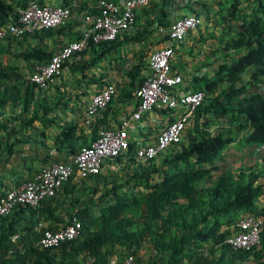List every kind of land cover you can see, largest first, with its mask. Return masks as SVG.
Returning a JSON list of instances; mask_svg holds the SVG:
<instances>
[{
	"label": "trees",
	"instance_id": "16d2710c",
	"mask_svg": "<svg viewBox=\"0 0 264 264\" xmlns=\"http://www.w3.org/2000/svg\"><path fill=\"white\" fill-rule=\"evenodd\" d=\"M71 1L61 0L60 4L70 7ZM76 2L79 16L84 11L96 15L89 4ZM31 3L43 5L44 0H0V25L17 24L19 11ZM179 4L191 7L188 2ZM189 10L203 16L208 30L204 36L193 38L196 44L190 43L187 52L192 58L191 68L197 64L200 70L177 73L174 58L170 65L184 77L181 93L202 91L205 98L182 140L145 163L137 160V145L129 141L127 151L113 159L120 163L122 177L106 180L110 177L100 172L88 178H100V192L104 193L100 200H107V206L93 212L92 208L97 207L91 199L79 208L73 214L81 223L78 237L57 249H33V256L23 258L17 254L16 241L28 231L20 225L17 229L11 216L24 210L35 211L16 207L13 214L0 220L8 222L0 230V264H81L80 260L88 256L95 258V264H108L110 260L120 263L128 257L133 258V264H156L155 254L167 257L160 264H239L253 250L264 246V225L259 245L250 252L231 251L223 245L237 232L236 224L242 217L252 215L264 222V205L260 206L264 201V0H215L200 4L197 12ZM177 18L169 20V12L163 7L144 8L135 29L111 42H90L85 51L64 61L60 75L50 78L45 88L30 82L29 77L37 66L48 64L69 43L63 42L68 37L64 33L68 27L62 25L20 37L6 35L0 40V108L19 110L17 120L33 124L52 108H68V99L77 104L110 84L117 98L133 99L132 93L148 75L151 47L156 50L170 43L168 30ZM130 45L141 47L133 53L131 62L127 56ZM194 53L198 58L192 56ZM22 62L29 71L23 80L22 64L19 65ZM51 91L58 95L52 106L47 96ZM115 98L87 126L94 139L101 131L116 128L102 120ZM38 109L42 110L41 116ZM78 112L76 118L57 122L54 116L50 120L61 129L58 142L70 150L73 158L79 151L74 142L80 139L78 133H82L86 120L85 111ZM160 112L173 114L170 109ZM149 130L147 137L153 133L156 139L157 128ZM231 146L241 153L245 148L248 153L243 154L255 161L233 169L224 158ZM71 180L63 187L73 195Z\"/></svg>",
	"mask_w": 264,
	"mask_h": 264
},
{
	"label": "built area",
	"instance_id": "2783aa9c",
	"mask_svg": "<svg viewBox=\"0 0 264 264\" xmlns=\"http://www.w3.org/2000/svg\"><path fill=\"white\" fill-rule=\"evenodd\" d=\"M150 1L152 0H120L118 5L101 2L97 16H85V22L92 27L83 32L81 40L63 47L50 58L48 64L37 66L29 77L30 82L40 88H45L50 78L60 74L64 61L85 50L89 40L94 43L114 40L119 32L127 30L133 23L135 11ZM70 17L69 8L31 3L19 11L17 24L0 25V40L8 34L20 37L36 31L55 28L67 22ZM199 24L200 19L197 16L177 20L169 30L172 45L182 43L188 32L196 29ZM172 58V46L159 49L151 55L148 60L150 75L134 94L137 107L127 118L121 120L117 129L101 131L89 146L79 149L71 162H54L40 170L19 188L0 195V220L10 215L19 206L32 210L37 209L43 201L55 197L64 184L73 177L86 180L98 175L106 160L118 157L129 148L127 130L131 123L141 120L144 115L154 110H176V120L161 128L152 144L136 149L137 160L141 163L148 162L170 145L179 143L185 127L203 102L205 94L201 91L180 92L179 87L183 84L184 77L173 71L170 65ZM114 94V86L108 85L92 97L85 109L86 126L90 125L95 117L105 109ZM261 227L262 221L251 216L244 217L237 224L239 229L237 234L225 240L223 245L228 246L232 251H250L259 244ZM80 230L81 223L75 218L59 230L45 228L42 221L35 226V231L40 234L38 246L42 250L57 249L73 241L78 237ZM108 264H133V258L128 257L120 263L110 260Z\"/></svg>",
	"mask_w": 264,
	"mask_h": 264
},
{
	"label": "crops",
	"instance_id": "0c3cea01",
	"mask_svg": "<svg viewBox=\"0 0 264 264\" xmlns=\"http://www.w3.org/2000/svg\"><path fill=\"white\" fill-rule=\"evenodd\" d=\"M79 1L89 4L92 7V10L95 11L93 8L100 0H97L96 2L95 0H93V2L89 0ZM60 3L61 0H44V4L52 6H61ZM75 3H77L76 0H73L69 5L73 9H71L72 12L74 11L75 13L71 20L64 24L65 27H68V29L64 31V33L68 35V37L63 38L64 43L77 40L80 37L81 31L84 29V24L80 20L81 15L79 16L76 13L78 6L76 7ZM24 64V62L19 64L22 66V80L26 79L29 75V71L27 70L28 67ZM196 70L195 67L190 68V71ZM198 72L196 75L199 74ZM56 95L57 93L53 91L47 95L48 100L51 101L50 106L56 102ZM116 97H118V95ZM90 99L91 97H86L77 104L74 99H68V101L70 100L68 108H59V106L57 108H52L47 112L46 117H42L39 122L35 120L33 124L22 123L17 120L16 116L19 110H14L8 107L3 111L2 108H0V195L7 191L19 188L24 182L31 180L40 170L54 162L69 163L72 161L73 156L70 153V150L65 146H61L60 142H58L57 138L61 133V129H59L57 125L51 124L50 120L54 116L55 119L58 117L57 122L78 117L76 114L80 113L78 112L79 110L84 112ZM117 104L118 107H115V109H108L105 111L104 117L102 118L105 124L109 125L108 127L117 128L119 122L136 108V100L134 97L133 99H120V101H117ZM125 107H127L126 110L124 109ZM74 112L75 114H72ZM41 115L42 110L40 109L39 116ZM149 117L150 120L146 117L143 120L134 121L128 129V131L136 134V139H133L128 132L130 141L135 142L137 146H146L154 141L153 133L150 137H147V135L150 134L149 129L153 126L151 121L152 117ZM81 132L82 133H78L80 139H77L74 142L77 149L91 144L94 140L92 130H89L86 125L81 128ZM226 160L230 163V159ZM125 162L126 161H124L123 164ZM252 162L253 159L247 165H250ZM231 166L236 170V162ZM120 167V163L114 160H109L102 166L101 173L110 177L106 178V180L122 177L123 174H120ZM69 183L74 186L72 192L74 193L73 195L69 192L70 189L68 187H62L55 197L45 200L41 203L38 209L33 210L35 211L34 213H31L29 210H24V212L19 215L14 214L11 216V220L16 221L18 225L16 226L17 229H19L20 225L21 228H26L28 231L26 233L22 232L21 238L16 241L17 254H19L21 258H23L24 255L27 257L33 256L30 251L33 249H40L38 246L40 234L35 231V226L39 221L44 222L45 228L47 229L59 230L69 224L74 217L73 214L79 208H84L82 206L89 204L91 199L97 207L96 209L92 208L93 212L100 209V207L107 206V200H100V197L104 194L100 192V189H103V185L100 183V178L97 180L94 178L82 180L78 177H73ZM93 189H95V192H92ZM79 203L80 205H78ZM260 204V206H263L264 201ZM7 226L8 222H1L0 230L2 227L6 228ZM210 244L211 243H208V247ZM207 254L208 252H206L205 255ZM155 255H158L156 264L164 263L167 258L160 256L161 254ZM155 255L154 252H152V258L155 257ZM145 260H147V258ZM80 262L81 264H95V258L93 256H88L83 258V261L80 260ZM239 264H264V246L253 250L247 260Z\"/></svg>",
	"mask_w": 264,
	"mask_h": 264
},
{
	"label": "rangeland",
	"instance_id": "374dc122",
	"mask_svg": "<svg viewBox=\"0 0 264 264\" xmlns=\"http://www.w3.org/2000/svg\"><path fill=\"white\" fill-rule=\"evenodd\" d=\"M161 0H158L157 3L155 2L156 4V7L158 9L160 8H164L165 10H167V12H169V20H173V18H176V17H181V16H187V15H190L191 14V11L189 10V7L188 9L185 7V8H179V9H174V12L173 13V10L172 8H174V4L170 1V0H164V2L162 3V1L160 2ZM193 9H196L198 10V7L196 6H191ZM200 17L202 18L203 20V16L200 14ZM212 28V27H211ZM201 31V33H200ZM208 32L207 30V25L206 23L202 22V25L200 26V30H194L193 33H190L187 35L186 37V40H185V43L182 47H180L179 49H177L176 53H175V56H174V60H173V66L175 68V72L177 73H183V74H188L191 66H190V59H192L190 57L189 54H187V52H189L190 50V47H189V44L192 43V44H196V42L194 41L193 42V38L194 37H202L204 36L206 33ZM213 35L210 36V38L212 37ZM206 37V36H205ZM209 38V37H208ZM204 39V37H203ZM131 46V45H130ZM128 48V58L130 59V62L131 60H133V53L135 51H138L139 46H131ZM200 47H202V44L200 45ZM156 47L152 46L151 49H150V53L155 49ZM192 56L194 58H198L197 54L194 53L192 54ZM188 62V63H187ZM187 63V66H185V64ZM199 65L195 64V68L200 70ZM201 70H206V69H201ZM183 87V86H182ZM120 101L119 98H115V101H113L110 109L113 110L115 109V107H118V104L116 103V101ZM132 106V105H130ZM127 107H125L124 109L126 110ZM163 119V121L166 119V116H163V115H160ZM130 133V136L133 138V139H136V134L134 132H131V131H128ZM135 141V140H134ZM241 151L243 153H248L246 151L245 148H242ZM243 153H241L240 151H238V149L236 147H229L226 152H225V156L224 158L225 159H230V163L229 164H233L234 162H236V165L237 167H242V166H245L246 164H249L250 161L253 159V162L255 161L254 157H249L248 155H244ZM238 159V160H237Z\"/></svg>",
	"mask_w": 264,
	"mask_h": 264
},
{
	"label": "clouds",
	"instance_id": "9594fccd",
	"mask_svg": "<svg viewBox=\"0 0 264 264\" xmlns=\"http://www.w3.org/2000/svg\"><path fill=\"white\" fill-rule=\"evenodd\" d=\"M110 2V3H114V4H119V2H120V0H115V1H112V0H101V1H98V3H97V5L94 7L96 10L94 11L95 13H96V15L95 16H97L98 14H99V10H98V6L100 5V3L101 2ZM157 1L158 0H152V1H150L147 5H145V6H142V7H140L139 9H137L136 11H135V18H134V21H133V23L130 25V27L127 29V30H124V31H121V32H119L117 35H116V37H115V39L120 35V34H122V33H124V32H127V31H130V30H133V29H135V24H136V22H137V17L140 15V12L144 9V8H147V7H150L151 5H155L156 6V4H155V2L157 3ZM162 1V0H161ZM160 1V2H161ZM174 1H176L175 3H173L174 4V8H172V10H173V13H175L174 12V9H179L180 7H182L181 6V4H179V3H182V2H188L189 3V5L190 6H196V7H198V9L200 8V4H202V3H204V2H208V1H215V0H196V1H194V0H174ZM178 4V7H176V5ZM43 5H48V6H51V7H61V8H69L70 9V15H71V17H70V19L69 20H71V18L73 17L72 16V8L71 7H62V6H52V5H49V4H43ZM40 6H42V5H40ZM189 8H192V7H189ZM196 12H197V10L196 9H194ZM91 12H89V11H84V13L81 15V22H83V24H84V29L81 31V33H80V38L79 39H77V40H74V41H71V42H69L68 44H70V43H72V42H76V41H80L81 40V38H82V36H83V32L86 30V29H88L89 27H92L90 24H88V23H86L85 22V16L86 15H90V16H92L91 14H90ZM95 16H92V17H95ZM188 16H197L199 19H200V24L198 25V27H200L201 25H202V18L200 17V16H198V15H195V14H190V15H187V16H181V17H178L174 22H172V25L177 21V20H179V19H181V18H183V17H188ZM68 20V21H69ZM67 21V22H68ZM67 22H65L64 24H66ZM64 24H62V25H64ZM62 25H60V26H62ZM171 25V26H172ZM2 26V25H1ZM60 26H58V27H60ZM171 26H170V28H171ZM197 27V28H198ZM55 28H57V27H55ZM170 28H169V30H170ZM197 28L196 29H194V30H197ZM52 29V28H51ZM169 30H168V35H169ZM194 30H191V31H189L188 32V34L190 33V32H193ZM41 31V30H40ZM37 32V31H36ZM161 33V32H160ZM187 34V35H188ZM187 37V36H186ZM114 39V40H115ZM169 39H170V37H169ZM3 40V39H2ZM114 40H112V41H114ZM185 40H186V38H185ZM185 40L182 42V43H180V44H178V45H176V46H173L172 45V43H171V40H169L170 41V43L168 44V45H166V47H169V46H172L173 47V58H174V50L176 49V48H178V47H180V46H182L183 45V43H185ZM90 42H92L93 44H100V43H103V42H100V43H94L92 40H89V42L87 43V46H88V44L90 43ZM105 42H111V41H105ZM67 44V45H68ZM67 45H65V46H67ZM64 46V47H65ZM87 46H86V49H87ZM163 48H165V47H163ZM62 49H63V47H62ZM61 49V50H62ZM85 49V50H86ZM160 49H162V48H160ZM85 50H83V51H85ZM157 50H159V49H156V50H153L152 52H151V55L155 52V51H157ZM82 52V51H81ZM79 53V52H78ZM75 55V54H74ZM73 55V56H74ZM151 55H150V57H151ZM150 57H148V59H147V67H148V70H149V72H148V75L146 74V78H148L149 77V75H150V69H149V64H148V60H149V58ZM172 58V59H173ZM61 73V72H60ZM177 74V73H176ZM32 75V74H31ZM30 75V76H31ZM60 75V74H59ZM58 75V76H59ZM54 77H57V76H54ZM145 78V79H146ZM110 85H113V84H110ZM108 86V85H107ZM114 86V85H113ZM105 88V87H104ZM103 88V89H104ZM103 89H101V90H103ZM100 90V91H101ZM198 92V91H197ZM202 92V91H201ZM99 93V92H98ZM204 93V92H203ZM97 94V93H96ZM95 94V95H96ZM134 94H135V92L133 93V97H134ZM94 96V95H93ZM92 96V97H93ZM114 96H117L116 95V93L114 94ZM113 96V97H114ZM92 97H91V99H92ZM205 98V97H204ZM90 99V100H91ZM134 99H135V97H134ZM89 100V101H90ZM89 103V102H88ZM87 103V104H88ZM109 104V103H108ZM202 104V103H201ZM87 106V105H86ZM136 107H137V101H136ZM106 108V107H105ZM85 109H86V107H85ZM136 109V108H135ZM134 109V110H135ZM133 110V111H134ZM165 110V109H164ZM170 110H173V109H170ZM85 111V110H84ZM133 111H131V112H133ZM160 111H162V110H154V111H152V112H150V113H148V114H146V115H144L143 116V118L141 119V120H143L144 118H146V117H148V119L150 120V117L149 116H151L152 117V119H151V121H152V125H153V127H156L157 128V130H158V134H159V130L161 129V128H164L165 126H167L168 124H170V123H172V122H174L175 120H176V116H177V111L176 110H173V114L172 115H169V114H167V115H165V114H159V113H161ZM130 112V113H131ZM129 113V114H130ZM195 113V112H194ZM160 115H163V116H166V119L163 121V119H162V117L160 116ZM127 117H128V115H127ZM127 117H125V118H127ZM171 117H173L174 118V120H172V121H170V119H171ZM194 117V114H193V116H192V118ZM125 118H123V119H125ZM192 118H191V120H192ZM122 119V120H123ZM191 120H190V122H191ZM140 121V120H139ZM157 121H160L161 123L160 124H157L156 122ZM134 122V121H133ZM132 122V123H133ZM165 122V123H164ZM190 122H189V124H190ZM131 123V124H132ZM188 124V125H189ZM187 125V126H188ZM88 126V125H87ZM186 126V127H187ZM119 127V125L117 126V128ZM186 127H185V129H186ZM117 128H115V129H117ZM130 128V127H129ZM128 128V129H129ZM115 129H112V130H115ZM127 132H128V130H127ZM184 133H185V130H184V132H183V134H182V137H183V135H184ZM157 134V135H158ZM98 137V136H97ZM128 137H129V134H128ZM95 140V139H94ZM93 140V141H94ZM181 140H182V138H181ZM92 141V142H93ZM129 141H130V139H129ZM154 141H155V139H154ZM153 141V142H154ZM91 142V143H92ZM90 145V144H89ZM147 146V145H146ZM138 147H143V146H136V148H138ZM261 147H263V146H261ZM261 147H259V148H261ZM114 159V158H113ZM113 159H111V160H113ZM110 160V159H109ZM109 160H106V161H109ZM105 161V162H106ZM104 162V163H105ZM104 165V164H103ZM102 165V166H103ZM101 172V171H100ZM87 180V179H86ZM66 184V183H65ZM8 192V191H7ZM3 195V194H2ZM53 198V197H52ZM50 199V198H49ZM44 202V201H43ZM42 202V203H43ZM41 205V204H40ZM40 207V206H39ZM38 207V208H39ZM37 208V209H38ZM29 209V208H28ZM32 210V209H31ZM36 210V209H35ZM13 212V211H12ZM248 216H251V217H253L252 215H248ZM245 217H247V216H245ZM242 218H244V217H242ZM241 218V219H242ZM253 218H255V217H253ZM73 219V218H72ZM72 219H71V221H72ZM76 219V218H75ZM240 219V220H241ZM255 219H258V218H255ZM78 220V219H77ZM239 220V221H240ZM258 220H260V221H262L261 219H258ZM79 221V220H78ZM238 221V222H239ZM238 222H237V224H238ZM70 224V223H69ZM237 224H236V227H237ZM68 225V224H67ZM67 225H65V226H67ZM263 225H264V222L262 221V227H261V229H260V233H261V230H262V228H263ZM64 226V227H65ZM239 231V229L237 228V232ZM237 232L234 234V235H236L237 234ZM233 236V235H232ZM231 237V236H230ZM230 237H228V238H230ZM228 238H226V240L228 239ZM75 240V239H74ZM225 242V241H224ZM224 242H223V244H224ZM259 243H260V235H259ZM259 245V244H258ZM257 245V246H258ZM226 246V245H225ZM257 246H255L254 248H256ZM228 247V246H227ZM253 248V249H254ZM253 249H251L250 251H252ZM232 251V250H231ZM250 251H244V252H250ZM235 252H237V251H235Z\"/></svg>",
	"mask_w": 264,
	"mask_h": 264
}]
</instances>
